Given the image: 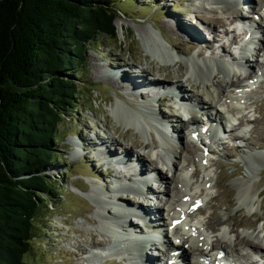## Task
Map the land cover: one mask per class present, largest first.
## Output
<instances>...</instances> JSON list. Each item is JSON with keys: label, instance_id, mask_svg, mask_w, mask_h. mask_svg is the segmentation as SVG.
Wrapping results in <instances>:
<instances>
[{"label": "rangeland", "instance_id": "obj_1", "mask_svg": "<svg viewBox=\"0 0 264 264\" xmlns=\"http://www.w3.org/2000/svg\"><path fill=\"white\" fill-rule=\"evenodd\" d=\"M113 1L115 7L121 10L119 17L115 20L117 37L115 39L101 37L89 48H86L82 65L75 69L78 71V75L70 76L82 89L84 93L83 100L75 104L68 119L57 130V140L53 144L55 146L53 154L59 156L61 160H57L56 164H51L48 170L43 173L51 179H55L60 197L53 200L57 202L56 206L48 201L46 218H43L42 223L38 224L39 230L36 231L32 239V249L25 257L23 264H116L117 262L115 261L117 260L115 258H118L116 255L105 257L102 252L99 253L102 249H97L99 245L106 242L107 235L99 223L101 219H99V213L96 212L98 205L95 202H99L103 197L107 199V196L102 193L95 194L92 190L95 188L99 192H106V188H111L112 180L116 179V173L107 176L111 172L110 168L112 166L102 164L101 153L95 148L94 142H96V138L105 139L100 141L107 147L110 143L113 144L111 148L109 146V149L113 151L112 155L121 157L119 154L125 147L129 148L134 142L147 143L146 140L150 142L154 139V136L151 133L146 136V139H143L137 130L132 129L131 125L123 126L121 124L123 122L117 118L116 113L114 114L115 107H120L129 112L139 107L140 102L144 100L141 99L140 94L127 90L126 86L105 79L104 70L112 66L119 69L130 68L131 73L129 75L138 77L139 75L134 74V71L142 73L146 67L154 69L163 67L160 73H154L153 71L145 73L144 76L147 81L150 82L151 78L155 77L160 81L164 79L167 82H179L178 85L180 86L183 80L178 78L180 73L178 60L169 68L170 62H166L167 60L160 62L157 52L151 50L153 43L148 40L151 36L158 38L155 30H158L167 42L181 50L182 64L187 62L189 57L202 54H204V57L207 56V58L215 61L218 58L221 62L233 55L232 37H239L237 33L233 36L225 34V37V31L231 28L227 25V20L230 19L229 13L215 12L216 9H219L218 7L214 12L209 11L207 7L210 5L205 0ZM253 4L257 9L260 8L256 3ZM185 15L188 17H185ZM200 15L206 19L216 16L220 18L219 20L222 23L219 27H215L214 33L205 32V29L214 27L210 21L206 22V25H202L204 35L206 34L205 42L207 40L209 42L210 39L215 37L213 45L210 49L207 48L206 51L195 37L189 40L185 36L187 34L186 30L183 29L184 32L176 25L177 20L189 27L194 26L193 23L199 25L197 23L204 20V18L202 20L198 19ZM189 21L193 22L190 23ZM260 25L264 26L263 20L257 21V26ZM231 30L232 28L229 31ZM191 42L197 44L193 49H188L187 45ZM162 44L169 52L172 49L175 50L166 43L162 42ZM227 51H229V54ZM217 62L220 63L219 60ZM95 66H97V69ZM227 72L225 75L215 73L216 80L219 81L221 87H225V81L233 78L231 73ZM209 88L213 90V87ZM182 90L183 98H189L191 93H188L184 87H182ZM231 96L230 93L227 97L221 99L222 109L232 111V100L228 99ZM242 100L241 112L235 114L233 124L237 126L238 122L244 123L242 118L245 117L250 121L249 125L239 124L235 128L236 130L228 133L226 138L224 137L225 144L222 141L218 142V145L223 148L220 153L221 156L217 155L216 157L215 155V162L207 160L208 165L205 172L198 168L195 162L196 159L192 154L190 155L191 152L186 156V160L190 161L191 165L194 162L193 167H187V161L184 162V166L180 161L176 162L179 164V169L185 167L190 174L195 171L199 172L187 179V189L190 192H195L200 181L202 182L204 173L212 181L211 185L209 184L210 181L206 183L210 185L206 190V194H208L206 199L199 207L191 209L190 213L187 214L188 222L199 225L206 232L209 239H212L216 244H222L221 250L223 252L229 253L231 243L238 244L240 250L248 255H245V258L241 256V261L244 264H264V252L260 254V261L250 259L249 252L251 251L247 250V252L243 249V244L240 242L241 240H248L255 245H260L258 248L264 250V81L258 80L254 84L253 91L247 92L245 95L242 94ZM168 107L169 104L162 106L161 113L166 111ZM171 123L173 131L182 128L178 120L175 122L172 120ZM181 123L184 127L182 132L179 133L181 139L183 138L182 145L193 151L195 147L193 145L195 144L190 143L187 139L189 135L185 130L187 123L183 121ZM240 128L242 131L239 130ZM238 139L240 143L237 145L238 141L236 140ZM76 143L84 148L79 147L80 151L76 150ZM129 150H131V157L144 152L137 148H129ZM252 160L254 163L250 162ZM116 168L121 167L116 166ZM143 168L145 170L144 174H147L154 167H150L148 162H143ZM170 174V172L164 174L162 170L161 178L170 184L173 196L176 194L174 199H177L176 191L180 187L176 180L174 181L169 177ZM159 182L158 187L155 183H147V187L155 190L154 201L148 197L142 203L145 208L146 205L150 207V210L156 215L155 221L160 219L159 224H162L165 222L160 218L162 213L159 215L155 213L154 209L157 205L161 208L164 206L158 198L161 200L164 197L165 202L167 199L166 196H163V193L158 194L159 191H164L162 181ZM236 182H241V185L236 186ZM158 189L160 190L157 192ZM90 192L94 193L91 198L89 197ZM121 195L124 194L121 193ZM238 195L253 197L252 212L248 210L247 203H241L237 197ZM125 197V203L127 204L124 206L127 207L140 201L132 195ZM172 205L168 206L169 209ZM168 207H164V217L169 212ZM98 209L100 208L98 207ZM130 219L132 225L137 221L135 217ZM43 222H46L45 226ZM221 230L227 231L230 244L228 242L222 243L224 241L220 240L219 232ZM245 234L249 237H244ZM170 240L174 242L173 238ZM167 242L169 243V241ZM219 248L220 246H218V251H221ZM93 251H97L101 255L96 257L92 254ZM214 255L211 257L213 258ZM190 257L194 261L195 255Z\"/></svg>", "mask_w": 264, "mask_h": 264}, {"label": "trees", "instance_id": "obj_2", "mask_svg": "<svg viewBox=\"0 0 264 264\" xmlns=\"http://www.w3.org/2000/svg\"><path fill=\"white\" fill-rule=\"evenodd\" d=\"M120 13L113 0H0V264H23L48 201L57 205L43 173L83 100L70 76L86 48L117 37Z\"/></svg>", "mask_w": 264, "mask_h": 264}, {"label": "bare ground", "instance_id": "obj_3", "mask_svg": "<svg viewBox=\"0 0 264 264\" xmlns=\"http://www.w3.org/2000/svg\"><path fill=\"white\" fill-rule=\"evenodd\" d=\"M205 1L208 3V5H210L209 9L211 12H214L213 10L214 8L216 9V7H218L219 9L224 7L225 12L228 14V11H232V12L238 11L237 10L238 3L241 2V5H245L246 2H249L250 4L252 0H205ZM253 1L257 2L258 4L259 3L261 4V7L259 9L261 11L259 15V19L261 21L262 20L264 21V6H263L264 1L263 0H253ZM213 5L214 7H212ZM253 15L254 16L257 15L255 11L253 12ZM185 17H188V16L185 15ZM198 17H199L198 19L200 20L204 18V20L201 21V23H197L199 25H196L193 23L194 26L189 27L183 24L182 22H179L178 20L176 21V25L180 27L182 31H184L183 29L186 30L187 34L185 36L189 40H191L192 37H195L197 41H199V44L201 45V47L202 48L204 47L206 51L207 48L210 49V47L213 45V41H214L213 39L215 37L210 39L209 42L208 40L207 42H205L206 34L204 35V32H203L204 29H202V25H206V22L210 21L211 25L214 27L205 29V32L208 33L210 31L211 33H214L215 27L216 28L219 27L220 25H222V23L219 20L220 18L216 16L209 17V19H206L205 17L201 15ZM227 21H228L227 25L233 27L232 20L228 18ZM189 22L192 23L193 21H189ZM229 30L230 29L225 31L226 35L233 34V29L231 31ZM255 30L259 34H264V27H262L261 25L258 26ZM155 32L158 38H154L153 36H151L148 40L150 43H153L151 45L152 52H157L158 57H159L158 60H160V62H163L164 60L165 61L167 60L166 62H170L169 68H171L174 65V63L178 60V65L180 69L179 71L180 73L178 72L179 73L178 78H181L183 82H181L182 85L180 86L178 85L179 82H169L168 86L170 85V88L167 89V93L171 95L170 100L173 102V104H175L174 105L175 109H173V111L171 109H167L166 111H163V113H161L163 109L162 110L158 109V107L162 106L163 103H160V97H158L157 93L160 92L161 90H165L168 86L160 85L159 83H156L160 80L157 78H154L156 82H148L147 78H145L144 75L145 73H149L152 71L154 73H160L162 72L163 67H159L157 69H154L152 67H148V68L146 67L144 71H142V74L139 76L137 75V72L134 71L133 73L136 74L138 77H131V75H129L131 73L130 68L119 69L117 67L112 66L104 70L105 76H106L105 79L112 80L116 82L117 84L126 86L127 90L134 91V93L138 95L140 94L139 96L141 97L142 100H144L143 102H140L139 107H136V109H134L133 111H129V112L124 111L125 109L123 110L120 107H117L115 104L116 109H114V114L116 113L117 118L123 122L121 124L123 126L131 125L133 127L132 129L137 130L143 139L144 138L146 139V136L152 133L154 136V139H152L150 142L146 140L147 143L145 142L144 143L143 142L132 143V146L129 147L130 149L137 148L140 151L141 150L144 151L143 153H139L138 158H136V163L133 164V166L132 164L129 165V163L132 161V158H133V155L131 157V152H130L131 150H129V148L125 147V149L121 152V154H119L121 155V157L113 156L112 149H109V146L110 148L113 146L112 143H110V145L107 147L103 142H101L103 138L102 140L100 138L95 139L96 142H94V145H96L95 148H97L101 153L102 164H108L112 166L110 168L111 172L108 173L107 176H110L112 173H116V177H115L116 179L112 180V186L109 189L106 188V192L104 191L99 192L98 189H95V188L94 190H92L95 194L102 193L107 196V199L103 197L101 198L102 200L99 199L100 200L99 202H95L96 205H98V207L100 208L98 209L97 207L96 209L97 210L96 212L99 213L100 215L99 219H101L99 223L101 227L104 228V232L106 233V235H108L105 238L106 244L104 243L99 246L115 245L119 243L122 245L121 249L118 250V253L120 254V256L122 257L128 256V257H133L136 259L139 258L140 263L144 261V258L140 255L142 254L143 249H138L140 248V244H141L139 241L140 239L139 237L133 235L131 237H127L126 239H124L121 236L123 239L122 240L120 239L119 234L122 230L123 231L131 230L130 226L132 224L130 222L131 221L130 218L135 217V219H137V222H140V221L145 222L146 220V216H142L141 211L137 209V206H136L137 203L130 207L128 206L129 208L127 206H124L127 204L125 203V198H126L125 196H129V195L134 196L138 194L141 195L142 190L145 185L146 186L143 190V195H145V197L144 198L143 196L137 197L138 200H140L137 202H145L146 196L149 193H151V195H154L153 190L147 187V183L154 182V181L148 180L147 175L150 171L157 170L161 166H163L161 168L163 170H166V172L171 173V178L174 181L175 180L177 181L176 183L179 184L180 188L176 191L178 198L174 199V196L176 194L173 196V191L170 188V184L167 181L162 180L161 178L162 172L159 171L158 179L159 181H162V187L164 189V191L162 190V192H163V196L167 197V201L165 202L164 197H162L161 199L163 200V202H165V204L163 208H161L159 205L155 206L154 208L155 213L157 214L162 213L160 218L163 219V222L165 221L164 227L170 225L169 227L172 230L171 232L173 234V238L175 241L174 245H172L173 251H178V249H180L179 257L180 258L182 257V259L186 262V264H203L202 259H205L204 258L205 256L208 257L209 255L212 256L215 254L213 258H216V255L220 253L217 251L218 246H220L219 249L221 250L222 244L217 243L219 244L217 245L214 241H212V239H209L204 234L203 231L201 232L199 230H196L193 234L191 227L199 226V225L186 224L185 214L188 211H190L193 206H196V208L199 207V205L206 199V197L208 196V194H206V190H207V187L211 185L212 181H210L209 176L206 173H204L202 182L200 181V184L198 185L194 193L190 192V190L187 189L188 187L187 178L186 176H183L184 179L180 177V172L182 170L178 168L179 164L176 161H180V163L183 164V166L185 165L184 162L187 161L188 162V164H186L187 167L189 166L193 167L194 162L191 165L190 161L186 160L187 158L186 156L188 155V153L191 152L190 155L192 154V156L196 159L195 162L198 165V168L201 171L204 170V172L206 171V168H207L206 167L207 161L203 155V147H200L197 144L196 140H194L191 136H188V141L190 143L195 144L193 151L187 149L186 146H183L182 145L183 142L176 140L174 135L181 138L179 133H181L184 128L183 123H181L182 122L181 113L193 114L197 106H202L203 109L210 108L213 112H215V117H221L222 116L220 112L222 111V105H221L222 100L221 99L223 97H227L230 93L232 94L231 99L233 100V102L239 101L238 103L240 104L242 102L241 101L242 94L243 92H245L244 87L242 86V83L250 80V77L247 75H243L246 72V67L244 66V64L237 66L236 63L234 64L231 61H229V58L227 60L223 59L221 62H220V59L216 58L220 62L218 63L217 60L215 61L214 59H209L207 58V56L204 57V54L200 56L191 55L192 57H189L188 61L182 64L181 58H180V55L182 54L181 50L178 49L175 45H172L171 43L167 42L158 30H155ZM215 36H218V35H215ZM162 42L166 43L168 46H171L175 50L172 49V51L169 52V50H167L163 46ZM196 44L197 43L195 42L194 43L191 42L187 45V48L193 49ZM262 51H264V49ZM227 53L229 54V51H227ZM258 57H262V56H258ZM257 65L261 66V68L264 69L263 63L258 62ZM95 67L97 69V66ZM227 71L231 73L234 79L233 78L231 80L228 79L229 81H225V87H221L219 81L216 80L215 73L217 74L223 73L225 75L228 73ZM241 72L243 74H241ZM160 82H163V81H160ZM174 85L178 86L176 88L180 89L179 93L183 91L182 87L187 89L186 91L188 93H191L189 98L190 99L191 97L194 98V101L196 102L195 105L192 103H189V105L187 106L188 108L187 112H184L185 108L183 106L181 107L178 106L180 103L179 101L175 100L177 95L174 93V88H175ZM209 87H213V90H211ZM187 100L189 99L187 98ZM182 101L186 102V100L183 99V97H182ZM172 120L174 122L176 120L180 121V125L182 128H180V130L173 131L174 129L172 128L173 126L171 125ZM170 128L172 129V131L170 130ZM75 147H77L76 150H79L78 149L79 147H82V149L84 148L82 145L79 146L78 143H76ZM245 148H247V146H245ZM74 155H76V153H74ZM249 155H252V154H249ZM143 162H148L150 167H154L150 169L147 174H144L145 170L143 168ZM250 162L254 163L253 160ZM116 166H119L121 168H116ZM182 169H185V167H183ZM186 173L188 176L189 174L188 171L187 172L184 171L185 175ZM197 173L199 172L195 171L194 173H192V176L196 175ZM208 181H210L209 183L210 185L206 184L208 183ZM235 185L239 186L241 185V182H236ZM159 190L160 189H158L157 192ZM93 192L92 193L90 192V195H89L90 198L94 196ZM159 192L158 194H161ZM121 193L124 195H121ZM108 194H111V195H108ZM249 196H246V195L239 196L238 195L237 197L241 201V203H245V204L247 203V207L249 208L248 210L251 211L253 210L254 199L253 197L250 198ZM185 198L187 199L184 202ZM171 204H173L172 205L173 210L169 212V214H167L166 217H164L163 216L164 207H168ZM140 206H141L140 209L141 208L148 209V212H149L148 215L153 214V218L156 217L154 212L150 210V207L146 205V208H145V205L143 203H141ZM196 213H197V210H196ZM156 223L157 221H155L154 219V224ZM175 223H178V224H175ZM184 225H187L189 227L187 229V232L182 229ZM107 229L111 232H108ZM219 236H220V240L224 241L222 243H225V242H228L229 244L231 243L230 239L228 238L227 231L221 230L219 232ZM244 237L248 238L249 235L245 234ZM177 239L179 240L177 241ZM167 241H169V243L171 244V241L169 240L168 237L166 238V242ZM240 242H242L243 249H245L246 251L247 250H251V251L260 250V248H258L260 245H255L249 242L248 240H241ZM230 247H231L229 251L230 255L232 256L239 255L240 257L243 256L245 258L246 254H244L240 250L238 244L231 243ZM137 251H139L140 254H138ZM160 254H163L162 251H160ZM192 255H195L193 259H196V261L191 260L190 256ZM122 257H121L122 261L118 258H115L117 259L115 260L117 261L116 264H139L135 262L123 263V262H127L129 258H122ZM167 260L168 262H170L171 260H173V258L167 257ZM199 260L201 261L198 262ZM174 261H175V258H174ZM174 261L172 262L174 263Z\"/></svg>", "mask_w": 264, "mask_h": 264}]
</instances>
